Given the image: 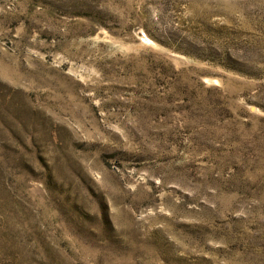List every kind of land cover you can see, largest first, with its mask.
Wrapping results in <instances>:
<instances>
[{
    "label": "rangeland",
    "instance_id": "1",
    "mask_svg": "<svg viewBox=\"0 0 264 264\" xmlns=\"http://www.w3.org/2000/svg\"><path fill=\"white\" fill-rule=\"evenodd\" d=\"M0 264H264V0H0Z\"/></svg>",
    "mask_w": 264,
    "mask_h": 264
}]
</instances>
